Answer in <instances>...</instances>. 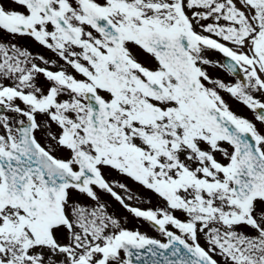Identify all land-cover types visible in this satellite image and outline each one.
<instances>
[{
	"label": "snow or ice",
	"instance_id": "snow-or-ice-1",
	"mask_svg": "<svg viewBox=\"0 0 264 264\" xmlns=\"http://www.w3.org/2000/svg\"><path fill=\"white\" fill-rule=\"evenodd\" d=\"M0 264H264V0H0Z\"/></svg>",
	"mask_w": 264,
	"mask_h": 264
},
{
	"label": "rangeland",
	"instance_id": "rangeland-1",
	"mask_svg": "<svg viewBox=\"0 0 264 264\" xmlns=\"http://www.w3.org/2000/svg\"><path fill=\"white\" fill-rule=\"evenodd\" d=\"M38 51H41L40 49H38ZM213 57H216V58H218L217 57V54H215V53H213V54H211ZM209 71L211 72V74L212 75H218V76H220L221 78H223L224 80H227V81H232V77L231 76H229L228 74H226L225 72H223V71H216V73H213L212 71H213V69H209ZM222 72H223V74H222ZM243 109H245L246 111H248V109L246 108V107H244L243 106ZM128 228H136V227H138V226H140V230L141 231H146V232H148L150 235H156V233H154V232H152L151 231V229H149V227H148V225L147 224H142L141 225V223L140 222H138V221H136V220H131L130 219V222L126 225Z\"/></svg>",
	"mask_w": 264,
	"mask_h": 264
},
{
	"label": "flooded vegetation",
	"instance_id": "flooded-vegetation-1",
	"mask_svg": "<svg viewBox=\"0 0 264 264\" xmlns=\"http://www.w3.org/2000/svg\"><path fill=\"white\" fill-rule=\"evenodd\" d=\"M20 43H21V44H29L30 42L27 41V40L21 39V40H20Z\"/></svg>",
	"mask_w": 264,
	"mask_h": 264
}]
</instances>
